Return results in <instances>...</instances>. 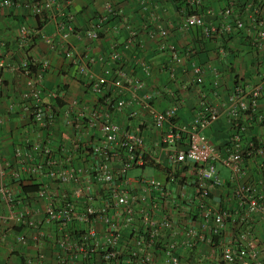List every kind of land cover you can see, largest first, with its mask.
<instances>
[{"label":"built area","instance_id":"obj_1","mask_svg":"<svg viewBox=\"0 0 264 264\" xmlns=\"http://www.w3.org/2000/svg\"><path fill=\"white\" fill-rule=\"evenodd\" d=\"M178 1L183 4L182 26L196 25L202 37L215 39L221 57L229 52L221 42L228 41L234 32H243L246 43L264 61V0H227L214 21L199 16L204 0ZM142 2L146 8L147 0ZM21 4L43 25H54L53 34L59 38L64 58L97 95L91 105L74 98L65 108L57 107L50 98L58 93H45L43 88L48 58L28 52L21 60H13V50L0 40V86L3 66L23 74L19 108L38 128L33 138L26 139L30 142L27 148L14 147L13 161L18 166L11 167L12 161L0 155V198L6 207L0 222L8 228H21L16 232L17 241L36 244V253L24 257L22 264H264V238L255 231V223L264 216V137L255 147L262 159L261 178L233 186L228 197L231 203L215 202L212 195L213 187L220 183L218 162L233 174L242 171L247 152L240 145L246 128L239 120L241 113L254 114L259 121L264 118L259 107L264 69L258 72L260 79L252 82L237 75L227 88L225 105L233 131L228 145L221 148L205 132L218 118L219 108L203 94L191 118L182 121L176 102L159 109L153 105L150 91L139 93L145 82L128 69L122 53L141 46L138 29L113 0H105L103 11L92 14L81 27L74 22L72 0H0V13ZM116 21L122 22L126 36L122 40L114 37L107 55L75 51L68 42L71 34L98 40L110 27L117 29ZM142 26L156 34L160 47L168 50L164 67L170 78L182 68L189 71L194 84H203L205 66L193 58V47L166 42L165 26ZM38 34L54 46L52 34L40 27L31 28L26 22L18 26L19 45H30ZM96 58L112 65L109 74L95 73ZM212 74L216 83L215 67ZM130 89L140 107L124 114ZM170 95L177 96L175 91ZM7 107L11 110L13 102ZM120 113L125 116L123 123L117 121ZM59 117L72 130L73 138L69 144L58 141L53 146L41 131H51ZM2 123L0 117V126ZM148 123L159 132L158 154L145 146ZM160 153L167 160L163 178L127 175L131 168L154 166L160 162ZM6 168L17 187L31 177L48 178L54 185L36 182L39 185L31 202L5 180ZM182 169L192 178L182 182ZM40 199L46 202L42 208L33 203ZM4 225L0 241L5 238ZM49 242L51 261L45 248Z\"/></svg>","mask_w":264,"mask_h":264},{"label":"crops","instance_id":"obj_2","mask_svg":"<svg viewBox=\"0 0 264 264\" xmlns=\"http://www.w3.org/2000/svg\"><path fill=\"white\" fill-rule=\"evenodd\" d=\"M104 1L72 0L75 24L81 27L92 14L102 12ZM113 2L122 9L126 19L138 29L141 46L135 50L125 49L122 53L128 69L131 68L132 73L145 82L144 86L138 90L139 93L150 91L153 97L152 103L159 109L166 107L171 102H176L178 119L182 121L191 118L193 110L203 94L207 101L216 104L219 108L218 118L205 129V132L213 143L221 148L226 147L233 129L226 112L225 92L232 85L235 75H241L252 82L260 79L261 75L258 72L264 69L263 59L258 56L253 48L243 45L241 41L238 44V36L232 39L233 43H229L233 51L231 52V49L224 57H221L218 54V43L215 39L199 36L196 33V27H198L196 25L188 28L182 26L183 4L178 0H147L146 8L143 7L142 0H113ZM226 3L227 0H204L201 9L198 10L199 16L204 21H214L218 19L220 8ZM21 22H26L31 28L40 27L46 34H52L55 42L54 46H49L39 34L32 38L33 42L30 45L20 46L18 43V26ZM143 23H148L152 27H158L159 24L165 26L167 28L166 42H172L180 47L184 45L193 47L195 51L193 58L205 66L203 84H194L190 79L189 71L182 68L178 69L174 79L169 77L164 67L168 63V50L160 47L159 38L156 34L151 35L150 30H146L142 26ZM40 24L42 25V22L37 17L30 15L23 4L9 7L6 12L0 13V40H4L6 47L13 50V60H21L28 52L39 58H48L49 66L43 75V88L45 93L50 90L58 93L55 98H50L56 102L57 107L65 108L68 102L74 98L80 104L91 105L96 100L97 95L90 90L85 81L77 74L75 66L64 58L59 38L56 34H53L54 25L47 23L40 26ZM114 25L117 29L110 27L108 31L101 33L98 40L89 41L71 34L68 42L75 51H89L96 55H107L110 51L112 39L115 37L122 40L126 36L121 21H116ZM213 67L218 70L216 83H214L212 74ZM110 69H112V65L108 61L96 58L93 65L96 74H109ZM1 74L3 84L0 86V117L3 118V123L0 126V155L14 162V147L16 145L23 146L22 143L26 139L35 136L38 128L33 125L29 116L19 108V92L25 85L23 74L18 70L8 68L6 65L2 67ZM171 91L176 92V98H172ZM127 95L130 103L124 107V114L130 109L140 107V103L132 97L131 89L127 90ZM11 101L13 102V108L8 110L7 106ZM259 107L264 114V81ZM124 114H118V122H124ZM239 120L246 126L240 139V145L242 151L247 152V155L243 158L242 171L237 174H233L229 168L219 162L217 163L220 183L216 184L212 190L215 202L221 200V202L228 201L231 203L228 197L233 186L243 181L261 178L262 159L255 149L256 142L254 144L253 140L264 137V118L259 121L254 114L244 112L241 113ZM41 135L45 139L50 137L49 140L53 146L58 141L69 144L73 138L72 130L60 117L51 131L42 130ZM144 137L146 148L150 152L155 150L158 154L160 150L156 141L159 132L149 123L144 129ZM76 157H80V154L78 153ZM159 158L160 162H156L154 166L148 165L153 169V172L144 173L142 171L140 173L163 178L166 173V166L164 165L167 160L163 153L159 154ZM6 170L8 173H6L5 180L12 185L13 189H17L16 192L19 191L22 195L26 194L32 202L31 198L34 197V192L24 193L20 187H17L15 180H12L14 178L8 168ZM128 171L127 175L129 176L138 174H129ZM23 173L21 171L20 175H23ZM179 174H181L182 182L192 178L185 169H182ZM40 180L47 181L49 187L54 185L45 177H31L26 183H39ZM57 188L62 189L60 186H57ZM190 190L191 187L188 186L187 191L190 192ZM33 203L42 208L46 202L44 199H40L35 200ZM5 211V203L0 198V215ZM3 225L0 222V228ZM4 226L5 238L0 241V264H22L24 257L33 256L36 253V244L28 241L24 243L17 241L16 232L20 231L21 228ZM255 231L259 238H264V216L255 223ZM50 232L51 229L48 233ZM50 245V242L45 243L47 260L49 261L52 259Z\"/></svg>","mask_w":264,"mask_h":264},{"label":"trees","instance_id":"obj_3","mask_svg":"<svg viewBox=\"0 0 264 264\" xmlns=\"http://www.w3.org/2000/svg\"><path fill=\"white\" fill-rule=\"evenodd\" d=\"M238 2H241V0H238ZM43 25V24H42ZM41 24H40V26H42ZM196 33L197 34H199V36L201 35L200 34V28L199 27H196ZM235 33V34H234ZM234 33H232L233 35L231 36H229V40L228 41H222L221 43L224 45V46H226V48L228 49V51H230L232 48H231V45L229 44V43H233L232 42V39H234L235 38V36H238V41H237V43L238 44H240V41H241V43L243 44V45H248V47H250L251 45H249V44H247L246 43V41H245V34L243 33V32H234ZM233 51V49L231 50V52ZM32 68H34V66H31ZM236 76L237 75H235V79H236ZM1 88V87H0ZM253 142H254V144H255V142H256V145H257V142H258V138L255 140H253ZM22 145L25 147V148H27L29 145H30V142L29 141H27V140H25L23 143H22ZM256 145H255V147H256ZM16 162H12L11 163V167H16ZM8 170H9V168H8ZM21 176V175H20ZM24 176V174L21 176V179H23L22 177ZM11 180V179H10ZM12 180H14V179H12ZM20 187H21V190L24 192V193H27V192H34V190H36L37 189V187H38V183H22L21 181H20V185H19Z\"/></svg>","mask_w":264,"mask_h":264},{"label":"rangeland","instance_id":"obj_4","mask_svg":"<svg viewBox=\"0 0 264 264\" xmlns=\"http://www.w3.org/2000/svg\"><path fill=\"white\" fill-rule=\"evenodd\" d=\"M144 172V173H149V172H153V169L149 166H146L144 169H141V167H135V168H131L129 169V174H135V173H140V172Z\"/></svg>","mask_w":264,"mask_h":264},{"label":"clouds","instance_id":"obj_5","mask_svg":"<svg viewBox=\"0 0 264 264\" xmlns=\"http://www.w3.org/2000/svg\"><path fill=\"white\" fill-rule=\"evenodd\" d=\"M2 75V74H1ZM2 78H3V76H2ZM2 84H3V82H2ZM2 84H1V86H2Z\"/></svg>","mask_w":264,"mask_h":264}]
</instances>
